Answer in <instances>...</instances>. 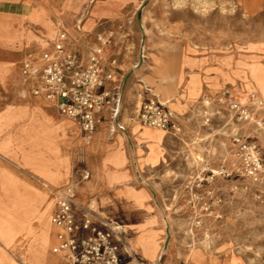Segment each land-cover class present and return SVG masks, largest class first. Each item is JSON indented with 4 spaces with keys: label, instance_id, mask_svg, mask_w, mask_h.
<instances>
[{
    "label": "rangeland",
    "instance_id": "1",
    "mask_svg": "<svg viewBox=\"0 0 264 264\" xmlns=\"http://www.w3.org/2000/svg\"><path fill=\"white\" fill-rule=\"evenodd\" d=\"M125 3L123 18L101 20L94 30L117 28L105 56L122 43L129 53L119 114L126 129L100 130L89 144L75 133L71 178L90 171L79 202L116 230L125 257L140 264H264V204L245 177L212 175L230 163L233 128L254 130L231 119L219 94L228 90L244 102L255 91L264 98V0ZM87 8L74 13L72 24L48 19L50 27L41 26L38 13L28 27L30 51L55 49L60 33L68 39L76 32ZM75 37V45L83 44ZM147 99L165 103L181 131L142 123L138 113ZM256 138L264 148V133ZM52 207L49 218L53 199Z\"/></svg>",
    "mask_w": 264,
    "mask_h": 264
},
{
    "label": "crops",
    "instance_id": "2",
    "mask_svg": "<svg viewBox=\"0 0 264 264\" xmlns=\"http://www.w3.org/2000/svg\"><path fill=\"white\" fill-rule=\"evenodd\" d=\"M85 3L87 12L80 19L77 35L73 30L68 34L67 46L87 56L98 34L117 30L110 29L112 24L99 32L94 29L101 20L108 23L123 18L125 0H0V93L9 92L8 96L0 94V264H61V256L53 250L56 232L52 241L55 227L49 213L52 199L55 204L54 189L73 179L74 138L82 131L75 120L59 112L54 101L32 94L34 83L25 80L21 67L31 49L27 43L31 20L39 13L41 26L50 27L48 19L52 24L59 20L72 24L74 13ZM75 36L83 44L75 45ZM111 52L115 53L105 56V52V62L117 58L115 72L124 82L123 67L130 62L125 43L111 46ZM118 120L122 124L119 115ZM125 129L105 122L93 138L103 134L97 133L100 130L113 135Z\"/></svg>",
    "mask_w": 264,
    "mask_h": 264
},
{
    "label": "built area",
    "instance_id": "3",
    "mask_svg": "<svg viewBox=\"0 0 264 264\" xmlns=\"http://www.w3.org/2000/svg\"><path fill=\"white\" fill-rule=\"evenodd\" d=\"M113 37V29L98 34L96 43L84 56L80 49L67 46V35L62 32L55 49L30 51L22 63L25 80L35 82L33 93L54 101L62 115L75 120L80 125L84 144L92 141L97 128L105 122L124 130L118 120L122 100V80L115 72L118 60L114 57L105 62L104 59ZM35 62L41 64L39 68ZM217 100L231 113V119L243 127L252 124L254 130L233 128L230 163L212 175L245 177L253 198L264 204V148L256 138L264 133V98L252 91L248 101L243 102L224 90ZM205 102L209 103L208 98ZM205 114L206 121H210ZM138 118L144 124L172 133L182 128L174 112L157 99L144 101ZM89 176L90 171L83 170L55 193L56 209L51 215L56 228L53 250L61 256V264H140L125 257L116 230L99 224L92 209L79 202V187ZM194 198L195 194L191 201Z\"/></svg>",
    "mask_w": 264,
    "mask_h": 264
},
{
    "label": "bare ground",
    "instance_id": "4",
    "mask_svg": "<svg viewBox=\"0 0 264 264\" xmlns=\"http://www.w3.org/2000/svg\"><path fill=\"white\" fill-rule=\"evenodd\" d=\"M149 127H152V128H154V129L162 130V131H163V129H160V128H157V127H153V126H150V125H149Z\"/></svg>",
    "mask_w": 264,
    "mask_h": 264
},
{
    "label": "water",
    "instance_id": "5",
    "mask_svg": "<svg viewBox=\"0 0 264 264\" xmlns=\"http://www.w3.org/2000/svg\"><path fill=\"white\" fill-rule=\"evenodd\" d=\"M168 240H166L164 247L167 248Z\"/></svg>",
    "mask_w": 264,
    "mask_h": 264
}]
</instances>
